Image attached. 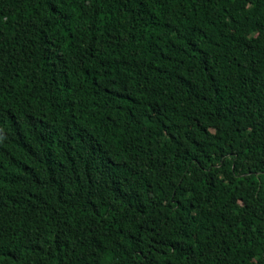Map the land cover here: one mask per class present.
I'll return each mask as SVG.
<instances>
[{"label":"trees","instance_id":"trees-1","mask_svg":"<svg viewBox=\"0 0 264 264\" xmlns=\"http://www.w3.org/2000/svg\"><path fill=\"white\" fill-rule=\"evenodd\" d=\"M0 264H264V0H0Z\"/></svg>","mask_w":264,"mask_h":264}]
</instances>
